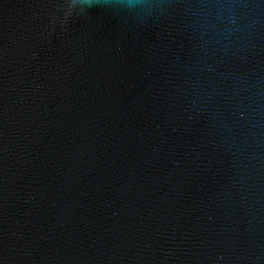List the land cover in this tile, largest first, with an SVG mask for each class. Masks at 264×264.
<instances>
[{"label":"water","instance_id":"water-1","mask_svg":"<svg viewBox=\"0 0 264 264\" xmlns=\"http://www.w3.org/2000/svg\"><path fill=\"white\" fill-rule=\"evenodd\" d=\"M0 264H264V0H0Z\"/></svg>","mask_w":264,"mask_h":264}]
</instances>
